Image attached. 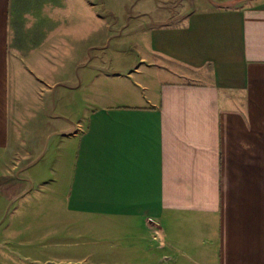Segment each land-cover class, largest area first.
<instances>
[{
  "label": "crops",
  "instance_id": "obj_1",
  "mask_svg": "<svg viewBox=\"0 0 264 264\" xmlns=\"http://www.w3.org/2000/svg\"><path fill=\"white\" fill-rule=\"evenodd\" d=\"M41 1L0 0V226L41 196L68 233L121 226L109 264H264V0L142 30L137 85L88 96L81 119L76 85L51 128L26 100L58 61L65 12L29 14ZM78 17L87 55L95 14ZM87 58L79 84L97 76Z\"/></svg>",
  "mask_w": 264,
  "mask_h": 264
},
{
  "label": "rangeland",
  "instance_id": "obj_2",
  "mask_svg": "<svg viewBox=\"0 0 264 264\" xmlns=\"http://www.w3.org/2000/svg\"><path fill=\"white\" fill-rule=\"evenodd\" d=\"M60 1L62 0L31 2L27 9L29 14L48 10L50 19L57 9L65 12L61 21L65 30V42L60 48L58 61H51V64L44 67L47 73L38 81L36 91L26 100L32 112L37 109L43 111V118L50 128L53 127L52 120L60 113L67 112L69 104L74 101L81 105L78 112L81 119L90 105L88 96L95 98L106 92H119L125 84L131 85L128 82L130 80L137 85V71L134 68H146V63L139 60L137 48L139 41H145L142 30L154 25L180 24L190 11L234 5L243 0H87V3L81 2L83 0H63L64 8H61ZM84 4L95 14L92 22L95 34L91 36L87 55L80 47L83 39L74 36L73 30L71 31V24L79 18L78 14H81ZM56 36L51 39L49 34V42L60 45L61 36ZM83 57H88L87 62L95 65L97 76L86 84H79L76 81L80 70L78 64H83ZM157 67L152 68L156 74H161L162 71ZM144 76L150 77L148 73H144ZM76 85H80L77 92L81 97L77 101L72 93ZM26 120L30 121V117H26ZM51 201L53 206H42L44 199L36 196L30 207L18 211L16 219L0 226V264L112 262L109 258L113 254L117 255L116 252L121 247L118 241L121 226H100L95 230L97 233L80 234L79 229L76 230L77 227L73 228L71 225L70 229L75 231L68 233L66 227L69 219L65 217L66 212L55 205L56 199ZM151 238L153 241L159 240L153 233Z\"/></svg>",
  "mask_w": 264,
  "mask_h": 264
},
{
  "label": "built area",
  "instance_id": "obj_3",
  "mask_svg": "<svg viewBox=\"0 0 264 264\" xmlns=\"http://www.w3.org/2000/svg\"><path fill=\"white\" fill-rule=\"evenodd\" d=\"M151 221V219H149Z\"/></svg>",
  "mask_w": 264,
  "mask_h": 264
}]
</instances>
